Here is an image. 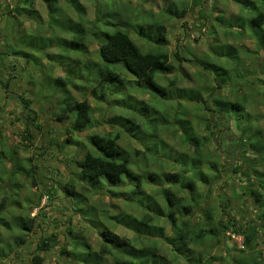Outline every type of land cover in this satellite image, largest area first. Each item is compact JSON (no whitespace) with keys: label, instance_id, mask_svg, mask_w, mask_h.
I'll list each match as a JSON object with an SVG mask.
<instances>
[{"label":"trees","instance_id":"1","mask_svg":"<svg viewBox=\"0 0 264 264\" xmlns=\"http://www.w3.org/2000/svg\"><path fill=\"white\" fill-rule=\"evenodd\" d=\"M12 1L13 5L7 8L4 13L10 15V18L16 20L17 17H24L25 19H32V21L39 18L40 12L35 9L33 0ZM43 1L51 21V15L60 9L58 7L59 0ZM63 1L77 14L75 20L71 16L69 17L68 29L71 30V38L65 42L70 46L77 47L79 53H88L89 47L85 36H90L96 41L100 40L96 47L99 61L92 63L98 77L99 94H96V89H93V93L99 99H106L107 95L114 96L113 103L119 105L126 114L119 112L110 120L124 124L127 132H130V136H134V139H137L134 133L139 127V122L136 121L134 115H131V110L139 108L144 114L145 112H152V109H149L150 107L144 102L136 101V105L132 103L134 99L131 100L129 88L134 83L136 89L148 91L157 96L165 95L166 92L169 94L168 88L156 79V75L160 74V76L167 77L168 74L175 73L177 70L163 46L168 42L167 26L163 20L165 18L167 20L185 19L188 12L197 7L201 17H212L213 20L218 21L222 28L219 29L222 34L220 37L216 30L217 26L213 23L209 26L211 27L209 29L211 41L208 42L207 49L201 53L203 57L183 58L174 52V57L178 61L194 62L204 72L201 74L204 79L199 81L195 88H192L191 93L187 92L184 95L183 87L174 86L175 77L167 79V86L173 89L172 93H175L171 99H176L177 102L185 99L188 104L198 102L199 109L203 105L210 111L209 117L200 120L201 122L204 121L202 122L204 128H207L204 136H198L194 131L190 123L193 117L189 118V113L187 121L184 120L185 117L179 119L177 115L174 116L175 124L181 126L183 131V143L194 145L196 142L199 144L204 142L205 145V143L210 142L213 144V149L205 153L202 159L189 158L187 162L185 161L186 164L188 163V167L184 168L182 172L172 171L164 174V179L169 182L167 189L164 188L161 191L167 203V211H164L154 199H147L149 196L145 195L146 193L141 188L140 176L129 167L132 165V161L118 142L121 138V132L114 129L103 134L92 133L89 135V142L95 152L87 151L81 159L77 160L76 166L79 170L76 177L77 181L83 182L85 189L97 188L103 184L107 188H109L108 185L111 188L118 187L128 181L132 188L129 192L131 199L135 196L140 201L146 200L149 203V211L144 213L139 220L136 217L131 218L130 215H118L117 222L124 223L136 237L139 236L147 242L144 245H138L131 237L122 236L112 230L111 227L104 226L101 231L104 243L101 244L99 251L92 249L91 245L82 237H74L60 249L66 259L64 264L65 262L66 264H158L159 258L162 264H173L172 262L178 261L183 253L186 254L185 263L187 261L191 263L192 258L199 256V259L204 260L206 256L202 251L197 252V254L194 253L195 250L191 247L194 242H200L206 246L209 241H213L211 244L220 243L222 236L225 237L223 240L225 243L222 242L221 245L223 252L229 255L231 251H235V256L240 258H236V263L264 264V231L260 230L258 225V220H260L264 230V112H258L257 116L254 117L252 111L250 112L246 108L247 106L249 108L252 100L254 104H251L250 107L255 106L258 101L264 109V92L257 88L260 94L252 95L251 88L241 85L242 83L234 85V79L238 77L237 74L258 78L264 75V0H224L227 3L234 2L238 7V10L228 18L217 10V6L214 4L215 0H210L208 3V0H163V5L160 7L162 12L159 11L161 16H165L162 20L156 17L151 9L148 11L142 9V5L145 6L146 3L151 6L152 0H137L138 5L135 7L131 6L129 2L123 3L124 6L122 4V7L119 5L120 2L114 3L115 0H107L106 5L99 6L97 4L101 5V0H91L94 4L95 16L87 21L89 22L88 28L83 26L85 6L80 0ZM204 5L206 7L203 9ZM59 20L61 18L55 19L61 25ZM10 22L8 26L10 27L12 24L15 39L18 40V43L22 42L27 35V33L23 34V22L15 25H13L14 21ZM130 31L133 32L139 42H142L141 44L138 42L137 45L133 42L129 35ZM251 36L255 41V47H246L245 44L239 42L243 38ZM230 38L238 41V43L228 42L227 40ZM5 47L7 49H3L4 54L10 50V52H21L28 58V54L17 49V47L11 49L8 46ZM210 55L214 59H211ZM243 55H248L250 60H254L251 61L249 68L242 69L239 66ZM177 66L181 65L177 64ZM127 73L133 77V80L127 77ZM51 79H54L55 83L63 89V85L69 83L66 82L68 76L52 77ZM3 84L4 86L9 85V81L0 80V85ZM126 89L127 92L124 95L123 90ZM202 90L208 92L205 99L201 96ZM19 99L23 108L21 112L23 115L22 118L21 114L17 117L25 121L24 139L28 140L31 136L27 128L29 122L34 121V118H31L30 115L32 109L29 107V100L24 97ZM62 102L63 107L57 115V120L62 123L67 120V132L84 130L93 125L91 105L86 99L78 101L68 95L63 98ZM189 106L191 107V105ZM186 111L190 112L189 109ZM242 113L244 116H241ZM161 117L163 118L164 114ZM194 118L199 120L198 114L194 115ZM145 119L152 122L151 118L149 119L147 116ZM230 125L235 127L237 133L235 134L236 140L230 141L233 149H230L227 154L225 153L227 149L224 150L227 147H224L221 142L219 143V140L218 144H215V141L219 134L230 128ZM214 128L219 130L218 135ZM208 133L209 135L206 136ZM67 140L70 141V138ZM14 152L8 143L2 145L0 147V164L5 163L6 160L9 162L16 161ZM186 154L185 156H187ZM235 160L241 161L236 163ZM27 163L28 167L19 165L18 169L22 175L25 174L27 178L29 177L31 186L37 188L34 174L38 165L36 161L32 160V157L27 158ZM225 164L230 166V170L235 175L237 174L235 176L236 181L223 178L221 168ZM201 165L203 166L202 169H200ZM245 168L249 173L250 178L248 180L241 177V172ZM19 171L13 170L11 173L17 174ZM149 176L154 178L153 174L148 173ZM103 178L105 179L103 180ZM210 180L220 184L222 189L220 196L224 199L222 203L213 205L212 209L206 208V210L201 203L209 195L212 186ZM75 181L70 179L64 183L61 190L65 196L71 198L78 196ZM231 181L235 182V185L231 188L230 195H227L226 185ZM198 185H207L206 191L199 192ZM17 186L20 185L13 180L10 188L13 190ZM173 186H177L176 189H173ZM46 192L45 197L47 199L52 198L53 193L47 190ZM108 192L115 194V191H111V189ZM181 192H183L182 195ZM38 193L34 206L30 205L32 204L30 198L24 199L23 202L14 200L18 206L28 208L24 215H13L19 224L18 229L21 231L14 237V243L17 246L26 243L25 236L28 233H34L35 229L44 223L39 221L36 215L31 214L33 207H39L41 198L44 196L41 191ZM6 196L5 194L0 197V212L5 207L2 202L6 201ZM235 198H240L241 201L245 198L238 208L233 202ZM11 201H13L12 198ZM246 201H250L253 208L258 211L254 216L245 215L243 206ZM194 213H197L199 221L193 225L189 219L193 217ZM2 214H4V210L0 213V224L10 229V223L4 219ZM159 217H165L170 224L172 232L170 235L164 234L162 226H155L152 223L153 219ZM12 226L11 224V228ZM234 235L242 237V248H237L232 243ZM55 236L56 233L52 232L37 241L35 252L32 253V257L27 258L28 262L25 264H44V257L41 253L46 251L47 245L45 244L54 240ZM150 236L163 239L168 244L167 249L159 246L156 239L151 240ZM79 238L80 240L77 242ZM41 243L45 246H42ZM10 246L9 243L0 246V260L10 255L12 251ZM105 256H109L112 263L104 261ZM210 258H214L218 262L217 264L223 260V257L210 256ZM210 258L208 256L206 264Z\"/></svg>","mask_w":264,"mask_h":264},{"label":"rangeland","instance_id":"2","mask_svg":"<svg viewBox=\"0 0 264 264\" xmlns=\"http://www.w3.org/2000/svg\"><path fill=\"white\" fill-rule=\"evenodd\" d=\"M33 1L35 9L40 12L39 18L33 19L34 21L32 19H25L24 17H17L16 20L10 18V15L4 13L7 8L13 5V1L0 0V49H7L4 46H8L10 49L17 47V49H21L28 54V58H26L21 52H10L8 50V53H3L4 56L0 55V79L4 82H10L13 79L11 84L7 86H4V84L0 85V147L8 143L15 151L14 156L17 158L14 162L6 160L5 163L0 164L5 165L0 167V197L5 194L7 195L6 201L2 202L3 206H5L2 216L10 223V229L0 224V246H5V244L9 243L11 244L10 247H12L10 255L5 259H1L0 264L27 263V258L32 257V253L35 252L37 241H40L41 238L43 239V237L52 232L56 233V238L48 241L45 244L47 245L46 251L41 253L44 257V264H64V260L66 259L60 249L62 246H66L74 237H82L91 245L92 249L99 251L101 244L104 243L101 237V231L104 226L111 227L112 230L122 236L131 237L138 245H144L147 241H144L139 236L136 237L124 223L117 222V216L130 215L131 218L136 217L139 220L144 213L149 211V203L146 200L140 201L135 196L131 199L129 192L132 188L128 181H125L121 186L112 188L109 185V188H107L105 184L97 188H83L84 183L76 179L79 171L76 162L87 151L95 152L89 142V135L92 133L103 134L107 131L118 129L121 132V138L118 141L119 145L128 153L132 161V165L129 167L140 176L141 188L146 193L145 195L149 196L147 199H154L160 208L167 211L166 199L161 192L164 188L167 189L169 184L164 179V174L172 171L182 172L184 168L188 167V163L186 164V162L189 158H194V160L202 159L205 153L213 149V144H210V142L205 143V145L203 144L204 142L202 144L196 142L194 145L183 143L181 126L176 125L173 120L174 116L177 115L179 119L185 117L186 119L184 120L187 121L189 113V118L193 117L190 123L194 131L198 136H204L207 128H204V124L202 123L204 121L201 122L200 120L210 116V111L205 106L202 105L201 109H199L198 102L188 104L185 99L178 100V102L176 99H171L175 96V93H172L173 89L167 86L168 78L175 77L176 83L174 86L183 87L184 95L187 92L191 93L192 88H195L197 83L204 79V77H201V74L204 72L201 71L199 65L197 66L194 62L178 61L174 57V52L183 58H201L203 57L201 53L207 49V44L211 41L209 37V29L211 27L209 26L212 23L217 26L220 37H222V34L219 29L222 28L217 20H213L212 17L208 18L207 16L201 17L196 10L188 12L185 19H164L165 16H161L159 13V11L162 12L160 7L163 5V0H152L151 6H149V3H146L145 6L142 5V9L145 11L151 9L156 17H159L161 20L164 19L163 22L167 26L168 42L163 46L169 55L170 61L176 65L177 70L175 73L168 74L167 77L160 76V74L156 75V79L168 88L169 94L166 92L165 95L157 96L148 91L136 89L134 83L129 88L132 96L131 100L134 99L132 103L135 104L136 101L144 102L150 107L149 109H152V112H145L144 114L141 113L142 110L140 111L139 108L131 110V115H134L137 119L136 121L139 122V127L136 128L134 133L137 139H134V136H130V132H127L124 124L110 120L112 116L119 112L126 114L119 105L113 103L112 99L114 96L107 95L106 99H99L93 93V89H96V94H99L98 77L95 74L92 63L99 61L96 47L100 40L96 41L90 36H85L89 52L79 53L77 47L66 43L71 38V30L68 29L69 17L71 16L74 20L77 19L76 12L66 2L59 0L58 7L60 9H57L58 12L51 15L50 21L45 2L43 0ZM80 2L85 6L83 26L88 28L89 22L87 21L95 16L94 4L91 0H80ZM117 2H120V6L123 3L127 4V2L131 3L133 7L138 5L137 0L114 1V3ZM106 4L107 0H101V5H97L104 6ZM214 4L220 8V11L227 18L238 10L234 2L227 3L224 0H215ZM205 7L206 5L203 6V9ZM104 10H106L105 7ZM58 18H61L59 21L63 28L55 21ZM9 21H14L13 25L23 22V34L27 33V35L22 42H19L21 44L15 39L12 24H10V27L8 26ZM129 35L135 44L142 43L137 40L133 32L129 33ZM227 41L238 43V41H234L231 38ZM239 42L245 44L246 47H255V41L252 36L243 38ZM210 57L214 59L212 55ZM251 61L254 60H250L248 55H243L239 62L240 68H249ZM177 64L181 66H177ZM69 69L72 70L69 71ZM65 76H68L66 82H69L63 85L66 92L55 83L54 79H51L52 77ZM237 76L234 79V85L242 83L241 85L251 88L252 95H257L259 93L258 90H263L264 92V75L261 78L241 76L240 74H237ZM127 77L133 80V77L128 73ZM232 77L234 78L233 75ZM123 92L125 95L127 89L123 90ZM201 94L202 98L205 99L208 92L202 90ZM68 95H71L72 98L78 101L86 99L90 103L92 126L84 130L69 133L66 131L68 127L67 120L65 123L57 120V115L63 107L62 100ZM20 97L29 100V107L32 109L30 115L31 118H34V121L29 122L27 128L31 136L28 140L24 139L25 121L17 117L23 111ZM251 104H254L252 100ZM250 105L249 108L248 106L246 108L250 112L252 111L254 117L257 116L258 112H264L261 103L258 101L255 103V106L250 107ZM187 108L190 112L186 111L188 110ZM155 110L159 112L157 113ZM162 114H164L163 118L161 117ZM196 114H198L199 120L194 118ZM146 116L149 119L151 118L152 122L146 121ZM241 116H244L243 113ZM214 130L216 134L219 133L218 129L214 128ZM236 133L235 127L230 125V128L225 129L219 135L217 134L218 137L215 144H218L219 140V143L221 142L224 147H227L224 150L227 149L225 153L228 154L230 149H233L230 141L236 140ZM208 135L209 133L206 136ZM66 138H70V141ZM223 155L225 154L223 153ZM30 157L38 165L34 174L37 188L36 186H31L29 177L27 178L25 174L22 175L18 169L19 165L28 167L27 158ZM235 161L238 163L241 160ZM182 163L185 164L183 165ZM229 167L225 164L221 168L223 178L236 181L235 176L237 174L235 175ZM202 168L203 166L201 165L200 169ZM13 170L19 172L12 174ZM148 173L153 174L154 178L148 177ZM241 177L246 180L250 178L246 168L241 172ZM70 179L76 180L75 189L78 192V196L75 198L65 196V193H62L61 190L64 183ZM13 180L20 186L11 190L10 185ZM211 185L209 195L201 203L204 209H212L213 205L222 203L224 199V197L220 196L222 194L220 184L211 181ZM234 185L235 182L232 181L226 185L225 191L228 193L227 195H230L232 192L231 188ZM176 187L173 186V189H176ZM110 189L111 191H115V194L108 192ZM206 189L207 185H198L199 192H205ZM46 190L53 193L52 198L47 199L45 197ZM40 191L44 193V196L41 198L39 207H33L31 214L36 215L38 220L44 223H41L34 233H28L25 236L26 243L17 246L14 243V237L21 231L18 229L19 224L13 215H24L28 211V208L18 206L14 200L23 202L24 199L30 198L32 200V204L30 205L34 206L38 198V192ZM182 194L183 192H181ZM11 198L13 201H11ZM242 201L240 198L233 199L236 208L241 205ZM243 208L245 209L246 216H254L258 212L253 208L250 201H246ZM215 214L217 216V213ZM189 220L193 225L199 221L197 213H194L193 217ZM152 223L155 226H162L164 234L170 235L172 233L170 224L165 217L153 219ZM11 224L13 225L12 228ZM262 224L258 220L260 230L264 231ZM150 238L151 240L156 239L159 246L167 249L168 244L163 239L153 238L152 236ZM79 240L80 238L77 239V242ZM223 240H225V237L222 236L220 243L211 244L213 241H209L206 246L205 244H200V242H194L193 246L191 245L195 250H193L194 253L197 254V252L202 251L206 256L204 260L199 259V256H197L191 259V263L188 261L187 263L206 264L208 256L209 258L210 256H214L217 258L223 257V260L219 264H240L239 262L236 263V258H240L235 256V251H231L229 255L223 252V248H221ZM232 243L237 248L243 247L242 237L239 235L233 236ZM41 245L45 246L42 243ZM185 258L186 254L183 253L178 261L175 260L172 263L187 264L185 263ZM104 261L112 263L109 256H105ZM217 263L214 258L208 260V264ZM158 264H162L160 258L158 259Z\"/></svg>","mask_w":264,"mask_h":264},{"label":"crops","instance_id":"3","mask_svg":"<svg viewBox=\"0 0 264 264\" xmlns=\"http://www.w3.org/2000/svg\"><path fill=\"white\" fill-rule=\"evenodd\" d=\"M197 7H194V9H193V11H197L198 12V10L197 9H199V8H197ZM217 10L219 11V12H221L222 13V11H220V8L217 6ZM193 11H190V12H193ZM223 14V13H222ZM218 28L216 27V30H217ZM217 32H218V30H217ZM211 38V37H210ZM2 50V51H1ZM4 50L3 49H0V55L2 54L3 56H4ZM18 76V75H17ZM0 80H2V79H0ZM13 81V79L9 82V84H11V82Z\"/></svg>","mask_w":264,"mask_h":264},{"label":"water","instance_id":"4","mask_svg":"<svg viewBox=\"0 0 264 264\" xmlns=\"http://www.w3.org/2000/svg\"><path fill=\"white\" fill-rule=\"evenodd\" d=\"M47 112H48V110H47Z\"/></svg>","mask_w":264,"mask_h":264}]
</instances>
